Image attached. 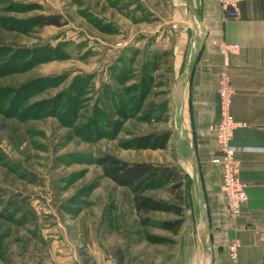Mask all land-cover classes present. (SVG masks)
I'll return each instance as SVG.
<instances>
[{
  "label": "rangeland",
  "instance_id": "1",
  "mask_svg": "<svg viewBox=\"0 0 264 264\" xmlns=\"http://www.w3.org/2000/svg\"><path fill=\"white\" fill-rule=\"evenodd\" d=\"M159 2L0 0V264L169 256L171 245L151 244L146 234L169 238L158 224L172 217L152 213L142 225L130 191L94 163L103 154L170 162L166 147L130 146L143 135L167 132L172 140L178 123L165 52L172 37L160 26ZM51 16L60 26L31 22ZM171 166L185 194V173ZM149 194L168 199L163 189Z\"/></svg>",
  "mask_w": 264,
  "mask_h": 264
},
{
  "label": "crops",
  "instance_id": "2",
  "mask_svg": "<svg viewBox=\"0 0 264 264\" xmlns=\"http://www.w3.org/2000/svg\"><path fill=\"white\" fill-rule=\"evenodd\" d=\"M159 5L160 26L172 37L165 52L171 54L170 97L178 118L166 146L170 162L164 163L178 165L188 185L175 243L162 261L152 257L153 264H264V0L240 3L236 19L224 17L219 0H164ZM219 42L240 47L226 64ZM222 74L233 90L230 114L241 124L231 139L247 196L237 219L227 214L219 190L221 166L213 163ZM234 240L239 247L232 259L228 245Z\"/></svg>",
  "mask_w": 264,
  "mask_h": 264
},
{
  "label": "trees",
  "instance_id": "3",
  "mask_svg": "<svg viewBox=\"0 0 264 264\" xmlns=\"http://www.w3.org/2000/svg\"><path fill=\"white\" fill-rule=\"evenodd\" d=\"M31 22L36 27L60 26L56 16L37 17ZM168 139L167 132L143 135L134 137L130 141V146L135 149H164ZM94 163L100 168L104 178L130 191L135 213L145 216L140 220L142 225L149 224L148 216L152 213H163L172 217L158 224V227L167 233L169 238L146 234V240L151 244L172 246L175 243L173 238L178 234L184 222L185 202L181 189L184 177L181 171L175 166L162 163L129 164L112 154H103ZM160 189L166 191L168 199L155 198L149 194ZM139 264H153V258L147 256Z\"/></svg>",
  "mask_w": 264,
  "mask_h": 264
},
{
  "label": "built area",
  "instance_id": "4",
  "mask_svg": "<svg viewBox=\"0 0 264 264\" xmlns=\"http://www.w3.org/2000/svg\"><path fill=\"white\" fill-rule=\"evenodd\" d=\"M253 0H219L224 17L236 19L239 16V3ZM217 49L226 64L229 57L236 55L240 47L237 44L219 42ZM218 95L220 99V122L215 128V139L217 143L218 156L213 163L221 166V181L219 190L225 201L227 214L231 219H237L241 212L242 205L246 202L247 196L244 184L239 178L240 163L235 158V148L231 144L233 131L241 126L230 114V103L233 90L225 74H222L218 81ZM239 242L232 241L228 245V253L232 259L236 258Z\"/></svg>",
  "mask_w": 264,
  "mask_h": 264
}]
</instances>
